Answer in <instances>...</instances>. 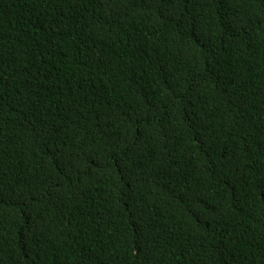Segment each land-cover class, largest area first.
<instances>
[{"label":"trees","instance_id":"16d2710c","mask_svg":"<svg viewBox=\"0 0 264 264\" xmlns=\"http://www.w3.org/2000/svg\"><path fill=\"white\" fill-rule=\"evenodd\" d=\"M0 264H264V0H0Z\"/></svg>","mask_w":264,"mask_h":264}]
</instances>
